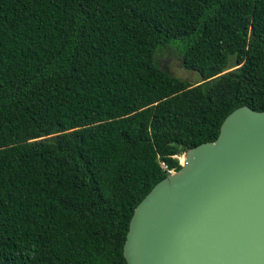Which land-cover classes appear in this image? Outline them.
Returning a JSON list of instances; mask_svg holds the SVG:
<instances>
[{
  "label": "trees",
  "instance_id": "16d2710c",
  "mask_svg": "<svg viewBox=\"0 0 264 264\" xmlns=\"http://www.w3.org/2000/svg\"><path fill=\"white\" fill-rule=\"evenodd\" d=\"M169 44L201 82L160 67ZM244 106L264 111V0H0V264H128L162 165Z\"/></svg>",
  "mask_w": 264,
  "mask_h": 264
},
{
  "label": "water",
  "instance_id": "95a60500",
  "mask_svg": "<svg viewBox=\"0 0 264 264\" xmlns=\"http://www.w3.org/2000/svg\"><path fill=\"white\" fill-rule=\"evenodd\" d=\"M182 156L135 209L127 263L264 264V111L236 109Z\"/></svg>",
  "mask_w": 264,
  "mask_h": 264
},
{
  "label": "rangeland",
  "instance_id": "374dc122",
  "mask_svg": "<svg viewBox=\"0 0 264 264\" xmlns=\"http://www.w3.org/2000/svg\"><path fill=\"white\" fill-rule=\"evenodd\" d=\"M156 58L160 67L172 75L190 81L192 84L201 82V76L197 72L186 70L183 67L182 56L177 45L169 44L166 47L159 48ZM179 159H181V162L183 156H179Z\"/></svg>",
  "mask_w": 264,
  "mask_h": 264
},
{
  "label": "built area",
  "instance_id": "2783aa9c",
  "mask_svg": "<svg viewBox=\"0 0 264 264\" xmlns=\"http://www.w3.org/2000/svg\"><path fill=\"white\" fill-rule=\"evenodd\" d=\"M175 158H177V159H179V156H177V157H175ZM179 160H181V159H179ZM180 163H182V161L180 162ZM163 166V168L165 169V170H167V172H168V175L169 174H173V173H175V171L176 170H170V169H168V167H166L165 165H162Z\"/></svg>",
  "mask_w": 264,
  "mask_h": 264
},
{
  "label": "bare ground",
  "instance_id": "6f19581e",
  "mask_svg": "<svg viewBox=\"0 0 264 264\" xmlns=\"http://www.w3.org/2000/svg\"><path fill=\"white\" fill-rule=\"evenodd\" d=\"M182 162H184V159L182 160Z\"/></svg>",
  "mask_w": 264,
  "mask_h": 264
}]
</instances>
